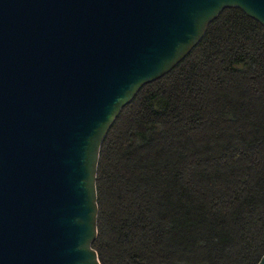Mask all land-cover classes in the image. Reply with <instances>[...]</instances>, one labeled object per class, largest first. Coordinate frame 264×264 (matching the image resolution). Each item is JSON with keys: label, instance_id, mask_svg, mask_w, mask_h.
Masks as SVG:
<instances>
[{"label": "water", "instance_id": "95a60500", "mask_svg": "<svg viewBox=\"0 0 264 264\" xmlns=\"http://www.w3.org/2000/svg\"><path fill=\"white\" fill-rule=\"evenodd\" d=\"M230 7L264 25V0H0V264H101L109 130Z\"/></svg>", "mask_w": 264, "mask_h": 264}, {"label": "trees", "instance_id": "16d2710c", "mask_svg": "<svg viewBox=\"0 0 264 264\" xmlns=\"http://www.w3.org/2000/svg\"><path fill=\"white\" fill-rule=\"evenodd\" d=\"M101 264H258L264 25L226 8L122 109L97 176Z\"/></svg>", "mask_w": 264, "mask_h": 264}]
</instances>
